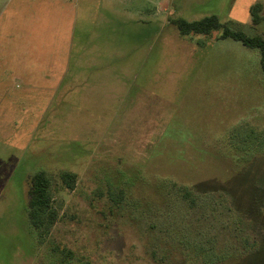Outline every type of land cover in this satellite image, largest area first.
<instances>
[{
    "label": "rangeland",
    "instance_id": "374dc122",
    "mask_svg": "<svg viewBox=\"0 0 264 264\" xmlns=\"http://www.w3.org/2000/svg\"><path fill=\"white\" fill-rule=\"evenodd\" d=\"M210 15L264 38V0H0V264H264L261 55L171 23Z\"/></svg>",
    "mask_w": 264,
    "mask_h": 264
},
{
    "label": "trees",
    "instance_id": "16d2710c",
    "mask_svg": "<svg viewBox=\"0 0 264 264\" xmlns=\"http://www.w3.org/2000/svg\"><path fill=\"white\" fill-rule=\"evenodd\" d=\"M262 5L256 4L251 9L252 23L254 26L262 22ZM171 23L177 27L180 34L185 35H202L211 36L213 32H220L217 40L232 39L240 42L250 49H257L261 55V68L264 73V38L261 36H248L240 30H232L226 24L222 23L218 16L210 15L196 21H187L183 18L173 19ZM62 180L65 185L71 190L74 189L77 177L76 175L64 174ZM264 182V181H262ZM263 191L264 184L262 183ZM30 200L27 207L28 218L36 231H43L45 235L50 234V231L59 219L58 211L53 207V198L50 190V178L45 172L36 173L31 179V189L29 191ZM186 197L190 193H185ZM251 229V225H248ZM258 240V238L256 239ZM242 247H255V241L244 242Z\"/></svg>",
    "mask_w": 264,
    "mask_h": 264
}]
</instances>
